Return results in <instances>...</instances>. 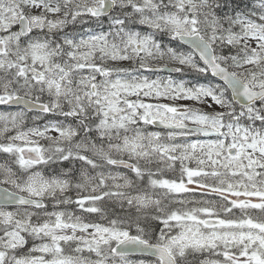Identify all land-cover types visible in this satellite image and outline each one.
<instances>
[{
	"label": "snow or ice",
	"instance_id": "1",
	"mask_svg": "<svg viewBox=\"0 0 264 264\" xmlns=\"http://www.w3.org/2000/svg\"><path fill=\"white\" fill-rule=\"evenodd\" d=\"M0 106V264H264V0H0Z\"/></svg>",
	"mask_w": 264,
	"mask_h": 264
},
{
	"label": "trees",
	"instance_id": "2",
	"mask_svg": "<svg viewBox=\"0 0 264 264\" xmlns=\"http://www.w3.org/2000/svg\"><path fill=\"white\" fill-rule=\"evenodd\" d=\"M50 119H60V120H62L63 119V117H50ZM38 123H40V124H43L44 123V120H40ZM141 257H132V259H140Z\"/></svg>",
	"mask_w": 264,
	"mask_h": 264
},
{
	"label": "rangeland",
	"instance_id": "3",
	"mask_svg": "<svg viewBox=\"0 0 264 264\" xmlns=\"http://www.w3.org/2000/svg\"><path fill=\"white\" fill-rule=\"evenodd\" d=\"M8 109H6L4 106H0V112H3V111H7ZM31 115V114H29ZM29 123H31V121H29ZM51 135H56V133H50ZM41 143H47L46 141H41Z\"/></svg>",
	"mask_w": 264,
	"mask_h": 264
}]
</instances>
